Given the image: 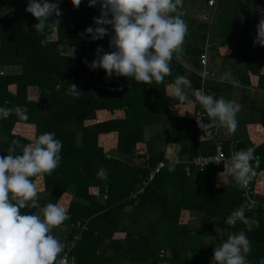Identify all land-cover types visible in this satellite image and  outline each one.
Returning a JSON list of instances; mask_svg holds the SVG:
<instances>
[{"label": "trees", "instance_id": "obj_1", "mask_svg": "<svg viewBox=\"0 0 264 264\" xmlns=\"http://www.w3.org/2000/svg\"><path fill=\"white\" fill-rule=\"evenodd\" d=\"M21 1L22 7L17 11L0 14V67L6 69L0 75V107L22 106L28 120H20L14 112L0 118V155L8 154L13 139L22 146L34 142L42 133L53 132L62 141L59 167L51 174L33 178L34 182L42 180V195L38 192L40 207L55 204L63 193L72 195L61 256L68 252L73 264H212L213 249L230 234L245 231L251 248L247 264H261L264 195L256 194V204L246 209L240 198L242 186L231 178L224 186L215 184V174L223 168H194L190 161L199 155L213 154L217 143L198 141L203 132L197 127L196 118L169 113L174 99L166 94L165 85L173 84L176 76H186L192 82L187 90L203 89L216 98L228 89L223 83L203 81L198 75L200 55L211 32L210 20L183 17L188 34L181 57L197 71H190L174 58L172 74L162 83L144 84L134 78L108 77L100 68L90 69L98 47L104 52L114 50L109 47L111 27L110 35L101 40L81 36L87 27L95 26L93 18L100 15L99 4L75 8L71 0H62L65 11L57 17L59 23L52 24L53 15L50 26L39 33L33 27L38 21L26 12L28 0ZM191 2L183 0V8ZM259 21L255 12L247 17L240 37L253 35L256 39ZM53 28L57 39H47ZM65 39H80L79 51L61 54L59 40ZM41 41L45 43L42 45ZM254 49L256 60L261 49L258 44ZM12 84L14 90L9 88ZM69 84L77 85L83 92L78 99L67 95ZM28 87L37 88L36 100L28 99ZM198 108L196 103L195 109ZM99 110L111 114L121 111L122 116L97 120ZM202 111L206 123H211L206 111ZM92 120L96 121L87 123ZM261 124L264 126V122ZM23 126L33 128V137L27 136L30 131ZM147 129L150 136L145 139ZM110 133L117 135L116 146L105 150L98 145V138ZM168 142L178 146L172 166L165 157ZM237 142V149L253 146L259 157L257 175L249 183L253 189L259 172L264 171V142L254 146L247 137ZM222 148L227 151V146ZM21 151L22 147L16 148V154ZM158 163L163 166L148 180ZM102 168L107 170L106 180L97 175ZM90 188L98 189L97 197L89 193ZM241 205L252 220L251 230L240 222L226 223ZM38 209L21 211L32 214ZM183 211L199 217L181 222ZM115 233L122 236L115 238Z\"/></svg>", "mask_w": 264, "mask_h": 264}, {"label": "clouds", "instance_id": "obj_2", "mask_svg": "<svg viewBox=\"0 0 264 264\" xmlns=\"http://www.w3.org/2000/svg\"><path fill=\"white\" fill-rule=\"evenodd\" d=\"M48 0H28L26 12L37 21L33 27L43 33L50 26V18L62 15L60 3ZM78 8L82 0H71ZM89 8L99 4L100 15L94 17V27H87L81 36H90L92 41L109 36V47L113 51L104 52L97 48V58L89 65L90 69H103L108 77L134 78L137 82L162 83L172 74L171 61L179 59L184 52L188 25L183 19V0H87ZM111 17V18H109ZM54 21L52 24H58ZM255 43L264 46V19H260ZM45 42L41 41L43 45ZM220 80L240 86L230 72L221 75ZM174 96L182 104L198 102L206 111L211 123H202L197 117L200 129H210L217 124L235 132L238 126L237 114L242 105L224 97L216 98L203 89H195V100L189 99L185 89H191L192 82L186 76H176L171 85ZM83 92L75 84L68 85L67 95L79 98ZM8 103L7 101L5 102ZM15 113L20 120H28L26 108L16 105L0 107V118ZM7 140V137H5ZM22 147L20 154L16 148ZM63 144L53 132H45L34 142L22 145L13 139L7 155H0V264H67L62 257L65 245L53 234L52 229L69 219L68 211L60 203H47L40 207L35 177L51 174L60 165ZM254 162V163H253ZM260 165L254 150L235 152L224 163L222 173L237 185L246 187L257 175ZM221 174V175H222ZM99 178L107 179V170L100 169ZM38 209V213H22V209ZM241 205L226 219L229 225L237 222L249 226V218ZM250 241L245 231L233 233L213 249L212 264H247ZM264 264V260L261 261Z\"/></svg>", "mask_w": 264, "mask_h": 264}, {"label": "crops", "instance_id": "obj_3", "mask_svg": "<svg viewBox=\"0 0 264 264\" xmlns=\"http://www.w3.org/2000/svg\"><path fill=\"white\" fill-rule=\"evenodd\" d=\"M226 1V0H225ZM50 3L56 2V0H48ZM220 2V1H219ZM219 2L215 8L212 9V13L210 15V23H211V32L207 38V43L210 44V49L207 51L208 57V68L203 69L201 63L198 75L201 76L203 81H214L217 83H223L228 86V89H225L222 97L235 101L242 105L241 111L237 114L238 126L235 132L229 131L226 127L220 126L217 124L215 127L210 128L211 136L209 138L203 137V135L198 137V141L212 140L216 145H220L221 147L227 146L228 149H237V141L242 138L247 137L252 145L257 146L264 142V126L261 122H264V46L258 45L261 51L256 56V60H254L255 55V37L252 36H243L240 37V30L244 25V22L247 18V14L255 12L256 15L260 19H264V0L256 2V0H246L249 7H251L250 12L248 11L250 8L248 6H242L247 12L244 14L242 18L232 17L228 15L229 7L233 5L232 0L226 1L224 5H222V10L226 11V14H222V10H219ZM244 4V3H243ZM2 8L0 10V14H4L8 11H17L22 7V1H13V0H1ZM81 7L88 6L87 0H82ZM209 8V7H208ZM261 9V10H260ZM61 13L63 14L65 11L64 4L60 3ZM260 10V12H258ZM185 10L183 8V14ZM263 13V14H262ZM258 14H262L261 16ZM222 15L225 18H222ZM246 16V18H245ZM263 16V17H262ZM183 17H186L183 15ZM190 17V16H188ZM111 18V17H109ZM196 18V17H193ZM197 19V18H196ZM240 19V20H239ZM54 21L57 20V17L54 16ZM198 20H207L205 18H199ZM238 21L240 22V27L236 28ZM55 25V24H54ZM94 25V24H93ZM239 25V24H238ZM110 28V26H108ZM105 38V37H104ZM47 39H57L56 30L53 28L52 33L47 36ZM80 48V39H65L59 40V51L61 54L70 55L79 51ZM76 51V52H75ZM96 52L93 53V55ZM97 55V54H96ZM179 62L184 64L190 71H197L192 63L187 61L184 57H180L178 59ZM200 61V59H199ZM6 73V69L0 67V73ZM226 72H230L232 77L235 80L240 82V86H234L232 82L229 81H221L220 77ZM172 84L167 83L165 85V92L168 96L174 99V103L171 107H169L170 115L182 116V117H194L197 111H200L204 116L203 120L206 123V114L202 111L203 107L199 104V108L195 109V104H182L173 94ZM11 90H14V85L12 84L9 87ZM195 90V89H194ZM194 90H187L185 92L188 94L189 99L195 100V96L193 94ZM36 87H28L27 96L28 99L36 100L37 95ZM35 94V95H34ZM122 112L116 111L114 114L107 112L106 110H99L96 112L97 120H107L114 117H121ZM96 120L88 121L87 123H93ZM209 121L211 122L210 118ZM18 127H21L18 124ZM213 130L216 131V138L213 135ZM150 130L147 129L145 133V139H148L150 136ZM103 138V140L107 142H113L114 148L116 146V133L110 134H102L98 138L99 140ZM234 139H237L234 141ZM109 140V141H108ZM108 144V143H107ZM223 144V145H222ZM99 145V144H98ZM101 146V145H99ZM216 146V147H217ZM102 147V146H101ZM104 148V147H103ZM105 150H111L106 149ZM178 150V146L168 142L165 147V157L168 159L169 166H172L176 161V152ZM224 171H218L215 174V184L217 186H224L226 183V179L222 174ZM222 174V175H221ZM37 184L38 192L42 195V180L38 178L35 182ZM257 195H264V171L259 172L257 177V183L255 185ZM97 188H90L89 193L98 196ZM44 195V193H43ZM72 199V195L70 193H63L56 203H60L63 207L68 210V206L70 200ZM39 212V209L36 213ZM184 214L189 215L188 212L183 211ZM67 220L60 226L54 227L52 229V234L60 240L64 245L65 242V231L67 228ZM122 236L121 233H115V238H120ZM75 241V240H74ZM99 251V250H98ZM109 251H106V255ZM122 264H128L127 261H123Z\"/></svg>", "mask_w": 264, "mask_h": 264}, {"label": "built area", "instance_id": "obj_4", "mask_svg": "<svg viewBox=\"0 0 264 264\" xmlns=\"http://www.w3.org/2000/svg\"><path fill=\"white\" fill-rule=\"evenodd\" d=\"M220 0H206V6L209 8H215ZM1 2V0H0ZM210 49V44L207 42L204 45L203 53L200 55V63L205 70L208 68V57H207V51ZM0 75H2L0 73ZM203 114L200 111H197L195 113V118L200 117L202 119V123H205L203 120ZM203 137L209 138L211 136L210 129H202ZM1 139V135H0ZM253 149V146H250L245 149H228L227 151L223 150V148L218 145L216 147V150L213 154H205V155H199L195 158H193L190 161V164L196 168L198 171H204L208 167H217V168H223L224 169V163L228 158H230L235 152L240 150H247V149ZM163 166V163H158L155 168L149 173L148 180L152 178L154 173L158 172V170ZM243 187V186H242ZM243 192L240 195V198L242 200L243 205L246 207V209H251L256 204V187L253 189H250L249 184L246 187H243ZM262 209H264V203L261 205ZM264 215V214H263ZM77 237L74 238L76 240ZM62 257H66L67 264L73 261L74 259L69 255L68 252H65Z\"/></svg>", "mask_w": 264, "mask_h": 264}, {"label": "rangeland", "instance_id": "obj_5", "mask_svg": "<svg viewBox=\"0 0 264 264\" xmlns=\"http://www.w3.org/2000/svg\"><path fill=\"white\" fill-rule=\"evenodd\" d=\"M187 1V0H186ZM193 2H191V3H189V4H186L185 6H184V10H185V13H184V16H186V17H188V16H190V17H196L197 19H199V18H205V19H207V21L208 20H210V15H211V13H212V9H210V8H208L207 6H206V0H192ZM226 1H229V0H226ZM225 0H220V2H219V10H222V8H220V7H222V5H224V3L226 2ZM232 3H233V5L231 6V7H229L228 9H229V11L227 12V14L228 15H231L232 17H237V18H242L243 16H244V14L247 12V10H245L242 6H248L247 4H245V3H247L246 2V0H239V1H235V0H232ZM244 3V4H243ZM249 7V6H248ZM250 9L248 10L249 12H250V10H251V7H249ZM264 8V6H262V8L261 9H263ZM260 9V10H261ZM260 10H258V12H260ZM264 10V9H263ZM223 12H222V14H226V11L225 10H222ZM263 14V13H262ZM261 14V15H262ZM252 15H253V10H252V13H251V15H250V13H248L246 16L247 17H249V16H251L252 17ZM258 15H260V14H258ZM260 15V16H261ZM246 16H245V18H246ZM263 17V16H262ZM222 18H225V16H223L222 15ZM240 20V19H239ZM240 22H242V21H238V24H237V26H236V28H239L240 27ZM76 52V51H75ZM78 52V51H77ZM94 55H96V54H94ZM35 95V94H34ZM22 129H24V130H27V131H30V132H28L29 134L27 135V136H29V137H33V134H34V131H33V128L32 127H30V126H23V128ZM33 133V134H32ZM213 135H214V137L216 138L217 136H216V131L215 130H213ZM109 141V140H108ZM108 143V144H107ZM106 143V141L105 140H103V138H101L100 140H99V145H101L102 147H104V148H106V149H114V144L115 143H111L110 141L109 142H107ZM141 151H144L143 149H141ZM196 217H199V215L198 214H195V213H190L189 215H186V214H184L183 212L180 214V218H179V220L181 221V222H185V221H187L188 219H194V218H196ZM70 264H73V263H70Z\"/></svg>", "mask_w": 264, "mask_h": 264}, {"label": "water", "instance_id": "obj_6", "mask_svg": "<svg viewBox=\"0 0 264 264\" xmlns=\"http://www.w3.org/2000/svg\"><path fill=\"white\" fill-rule=\"evenodd\" d=\"M250 221V223L252 222V220H249Z\"/></svg>", "mask_w": 264, "mask_h": 264}]
</instances>
